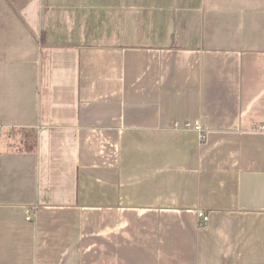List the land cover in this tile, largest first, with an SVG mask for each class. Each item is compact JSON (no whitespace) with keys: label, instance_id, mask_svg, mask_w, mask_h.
<instances>
[{"label":"crops","instance_id":"crops-1","mask_svg":"<svg viewBox=\"0 0 264 264\" xmlns=\"http://www.w3.org/2000/svg\"><path fill=\"white\" fill-rule=\"evenodd\" d=\"M254 124L264 0H0V264H264Z\"/></svg>","mask_w":264,"mask_h":264},{"label":"built area","instance_id":"built-area-1","mask_svg":"<svg viewBox=\"0 0 264 264\" xmlns=\"http://www.w3.org/2000/svg\"><path fill=\"white\" fill-rule=\"evenodd\" d=\"M173 128L175 130H194L199 135V139L201 141H203L205 139L204 130L198 122H195L193 124L192 123H184L182 126H180L178 123H175ZM251 130L257 131V132H264V124H258V125L254 124L251 127ZM197 216L203 222V224H206L208 222V216L205 213L199 212L197 214Z\"/></svg>","mask_w":264,"mask_h":264}]
</instances>
